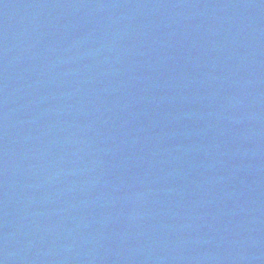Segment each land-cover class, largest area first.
Wrapping results in <instances>:
<instances>
[{
    "label": "water",
    "instance_id": "water-1",
    "mask_svg": "<svg viewBox=\"0 0 264 264\" xmlns=\"http://www.w3.org/2000/svg\"><path fill=\"white\" fill-rule=\"evenodd\" d=\"M0 264H264V0H0Z\"/></svg>",
    "mask_w": 264,
    "mask_h": 264
}]
</instances>
